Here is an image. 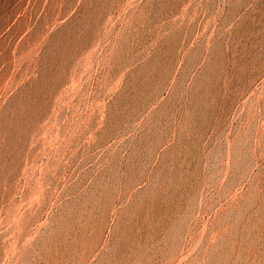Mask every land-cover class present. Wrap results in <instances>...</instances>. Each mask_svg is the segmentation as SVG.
Wrapping results in <instances>:
<instances>
[{"label": "rangeland", "instance_id": "374dc122", "mask_svg": "<svg viewBox=\"0 0 264 264\" xmlns=\"http://www.w3.org/2000/svg\"><path fill=\"white\" fill-rule=\"evenodd\" d=\"M0 264H264V0H0Z\"/></svg>", "mask_w": 264, "mask_h": 264}]
</instances>
